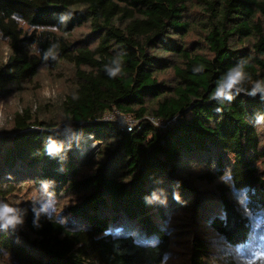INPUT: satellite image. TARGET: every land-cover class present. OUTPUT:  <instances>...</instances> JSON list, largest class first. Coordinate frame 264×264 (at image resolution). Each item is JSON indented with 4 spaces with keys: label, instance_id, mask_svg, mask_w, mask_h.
I'll return each instance as SVG.
<instances>
[{
    "label": "trees",
    "instance_id": "16d2710c",
    "mask_svg": "<svg viewBox=\"0 0 264 264\" xmlns=\"http://www.w3.org/2000/svg\"><path fill=\"white\" fill-rule=\"evenodd\" d=\"M86 23L92 37L72 41ZM0 35L11 51L0 64V96L22 90L43 68L72 66L74 90L59 105L60 122L101 143L86 161L71 152L57 117L29 107L14 115L13 136L0 141L1 165L11 172H0V205L15 209L26 234L0 231V260L163 264L172 243L153 211L166 179L193 157L205 167L198 179L223 181V217L210 219L212 229L230 246L249 242L253 222L230 195L264 212V92L253 93L264 88V0H0ZM114 61L121 71L110 76ZM234 69L242 78L231 99L216 97ZM115 112L135 120V129L104 120ZM151 120L175 122L160 129ZM52 143L57 150L49 152ZM26 187L79 201L63 223L41 207L12 204ZM124 223L154 241L115 233ZM191 249L188 264H211L203 237Z\"/></svg>",
    "mask_w": 264,
    "mask_h": 264
},
{
    "label": "rangeland",
    "instance_id": "374dc122",
    "mask_svg": "<svg viewBox=\"0 0 264 264\" xmlns=\"http://www.w3.org/2000/svg\"><path fill=\"white\" fill-rule=\"evenodd\" d=\"M92 37L89 24L86 23L68 37L72 41H86ZM196 35L188 38L193 43ZM190 43V42H189ZM11 54L8 42L0 35V64L7 61ZM75 77L72 66L61 64L57 69L43 68L39 74L22 90L9 89L7 93L0 96V141L1 138L13 136L14 115L29 107L40 118L57 117L59 129L63 127V138L73 155L88 160L97 157L101 143L93 136L81 135L71 132L65 124L60 122L62 116L59 105L64 97L74 90ZM264 134V125L259 126ZM13 133V134H12ZM89 136V135H88ZM9 141H7L8 143ZM2 146V143H0ZM81 146V149L78 147ZM86 153L87 155L83 154ZM200 157H193L180 166L179 172L166 179V188L162 189L161 196H158L160 206L153 211L154 222L170 238L172 248L163 264H188L190 261L193 239L203 237L208 244L211 264H264V212L254 214L247 209L244 197L239 193H232L231 198L236 201L243 211L253 222L252 235L249 242L241 246H230L225 243L212 229L210 219L221 214L219 211L218 186L223 181L215 184H207L198 177L205 170ZM0 162V172L4 177L11 175L8 169H3ZM18 171H22L18 168ZM14 177V175H12ZM14 205L30 204L34 207H41L48 215L66 223L69 216L66 214L68 207L79 201L76 195H63L60 198H52L38 193L36 190L26 187L10 198ZM223 217V214H221ZM122 227H114L115 233L129 231L138 235L145 242L149 241L143 232L134 231L136 225L124 223ZM0 231H9L25 235V227L18 222L14 225L4 227L0 225ZM20 234V235H21ZM154 241V238H150ZM149 241V242H150ZM0 264H13L9 256H4Z\"/></svg>",
    "mask_w": 264,
    "mask_h": 264
},
{
    "label": "clouds",
    "instance_id": "9594fccd",
    "mask_svg": "<svg viewBox=\"0 0 264 264\" xmlns=\"http://www.w3.org/2000/svg\"><path fill=\"white\" fill-rule=\"evenodd\" d=\"M115 67L109 69V75L115 76L120 71V62L114 61L113 62ZM242 78V73L239 69H234L230 71L227 78L224 79L222 83L219 84L216 90V97H223L225 99H231V90L239 83ZM238 90V89H237ZM256 91L264 92V88L261 87L260 84H257L256 87L253 89V93ZM49 152L56 151V145L54 143L49 145ZM18 222V218L15 215V209L9 207L8 205H0V225L4 227H8L9 225H14Z\"/></svg>",
    "mask_w": 264,
    "mask_h": 264
},
{
    "label": "built area",
    "instance_id": "2783aa9c",
    "mask_svg": "<svg viewBox=\"0 0 264 264\" xmlns=\"http://www.w3.org/2000/svg\"><path fill=\"white\" fill-rule=\"evenodd\" d=\"M105 121H113L117 122L121 130H125L127 132H132L136 127V122L129 116H124L119 114L118 112H115L112 115H108L104 119ZM158 128L164 129L170 125H173L175 121H168L167 123L159 122L155 120H151Z\"/></svg>",
    "mask_w": 264,
    "mask_h": 264
},
{
    "label": "bare ground",
    "instance_id": "6f19581e",
    "mask_svg": "<svg viewBox=\"0 0 264 264\" xmlns=\"http://www.w3.org/2000/svg\"><path fill=\"white\" fill-rule=\"evenodd\" d=\"M78 147L81 149V146H78ZM83 154L87 155L85 152Z\"/></svg>",
    "mask_w": 264,
    "mask_h": 264
},
{
    "label": "crops",
    "instance_id": "0c3cea01",
    "mask_svg": "<svg viewBox=\"0 0 264 264\" xmlns=\"http://www.w3.org/2000/svg\"><path fill=\"white\" fill-rule=\"evenodd\" d=\"M87 137H90V136L87 135Z\"/></svg>",
    "mask_w": 264,
    "mask_h": 264
}]
</instances>
